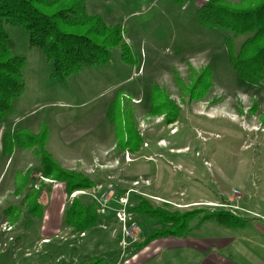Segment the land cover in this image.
<instances>
[{"label":"rangeland","instance_id":"rangeland-1","mask_svg":"<svg viewBox=\"0 0 264 264\" xmlns=\"http://www.w3.org/2000/svg\"><path fill=\"white\" fill-rule=\"evenodd\" d=\"M186 1L85 0L86 13L123 27L136 63L122 62L115 48L108 63L63 81L51 79V64L40 49L29 47L24 29L5 26L13 54L26 65L22 95L0 119V264H103L99 257L109 243L122 240L124 227L132 237L127 246L161 228L130 210L140 198L171 212L228 210L240 219L236 226L193 219L191 238H233L220 245L219 257L230 264H264V80L247 84L229 64L225 38L231 37L237 50L245 36L200 26L196 11L209 0L197 8V0ZM208 66L212 88L192 101L188 91ZM153 88L162 97L156 103L165 104L160 115L149 113ZM114 100L121 114L132 112L143 139L134 155L116 146L120 120L113 123L106 115ZM170 102L178 113L173 123L167 121ZM44 144L63 169L89 177L95 186L68 198L64 184L43 178L35 154ZM109 185L113 194L103 203ZM32 191L39 194L40 218L30 215L24 202ZM78 196L84 204L93 202L102 218L82 239L71 229L59 232L68 202ZM12 207L14 222L7 214ZM119 211H125V223L116 216ZM113 231L116 241H109ZM70 235L75 239L68 240ZM47 240L50 244L43 243ZM203 257L177 264H197Z\"/></svg>","mask_w":264,"mask_h":264},{"label":"trees","instance_id":"trees-1","mask_svg":"<svg viewBox=\"0 0 264 264\" xmlns=\"http://www.w3.org/2000/svg\"><path fill=\"white\" fill-rule=\"evenodd\" d=\"M170 1L184 3V0ZM196 20L200 26L212 31H226L233 37L245 36L237 50L232 38H225L229 64L238 78L247 84L256 85L264 80V1L235 6L220 0H209L197 9ZM8 25L21 27L28 33L29 47L40 49L51 64L53 80L63 81L86 67L108 63L110 51L115 48H119L122 62L129 65L136 63L131 47L123 39V27L120 24L106 25L100 15L86 13L85 0H0V119L12 111L13 102L20 98L24 89L23 70L26 60L13 54V43L5 31ZM211 76L209 66L201 71L188 91L190 100L201 99L209 92L212 88ZM153 89L149 113L160 115L166 112L165 104L156 103L157 96H161L155 92L156 88ZM169 107L167 121L173 123L178 113L171 102ZM106 115L113 123L120 120L115 127L116 135L120 136L116 144L118 149L133 155L139 152L143 139L134 124L132 112L121 114L118 100H114ZM35 155L40 158L41 176L64 184L68 198L74 192L95 186L89 177L63 169L45 149V144L39 146ZM20 189L22 192L23 186L18 187L17 194ZM38 195V192L32 191L24 199L25 203H29L28 213L36 218H40L43 211ZM79 197L82 196L68 202L62 218V227L78 235L89 228L100 226L98 223L102 221L93 202L84 204ZM130 210L152 218L161 226L147 236L143 245L160 237L188 235L191 230L189 222L193 219H197L198 223L212 220L227 226H236L240 220L228 210L171 212L152 207L143 198ZM7 214L9 221L17 220L14 207Z\"/></svg>","mask_w":264,"mask_h":264},{"label":"crops","instance_id":"crops-1","mask_svg":"<svg viewBox=\"0 0 264 264\" xmlns=\"http://www.w3.org/2000/svg\"><path fill=\"white\" fill-rule=\"evenodd\" d=\"M201 1L202 0H197L195 3L196 8L202 5L200 3ZM186 2L192 4L191 0H187ZM113 217L115 218V216ZM60 231L65 232V229L62 227L59 232ZM191 232L192 229L190 230V233ZM190 233L184 237L156 238L143 245V242H145L144 239L139 245L132 244L134 246H129L126 249H123L120 241H117L115 245L109 243L110 250L102 252L103 255L99 257V262L103 264H177L188 257L203 254L205 257L201 258L197 264H230L226 259L218 256V248H220V245H229V243H231L230 240L233 238H191ZM80 234H84V236L80 237ZM80 234L78 235L79 239L86 237V233ZM114 234V231L108 233L109 241L113 239L116 241ZM67 239L70 240L75 238L70 235ZM42 240L46 241V239ZM44 241L43 243L49 242L48 240L47 242Z\"/></svg>","mask_w":264,"mask_h":264},{"label":"built area","instance_id":"built-area-1","mask_svg":"<svg viewBox=\"0 0 264 264\" xmlns=\"http://www.w3.org/2000/svg\"><path fill=\"white\" fill-rule=\"evenodd\" d=\"M204 1V0H203ZM204 2H207V1H204ZM108 192L106 193V196H102V198H100L101 200H102V202L103 203H107V202H109L108 200L110 199V197L112 196V194H113V191H112V186H108ZM112 193V194H111ZM128 194V193H127ZM99 200V199H98ZM96 201H97V199H96ZM120 201H123V198H120ZM104 212H105V210L103 209H100V213L101 214H104ZM116 216L122 221V222H124L125 223V217H126V213H125V211L123 212H121V211H119V212H117V214H116ZM122 217H124V220H122L121 218ZM133 227V225L131 226V228ZM122 235H123V238H122V240L120 241V243L122 244V246H123V249H126L127 247H129V246H127L126 245V239H131L132 237H131V235H130V231L129 230H127L125 227L123 228V230H122ZM82 236H84V234H80V237H82ZM127 243H129V245L132 243V241H127ZM133 244V243H132Z\"/></svg>","mask_w":264,"mask_h":264}]
</instances>
